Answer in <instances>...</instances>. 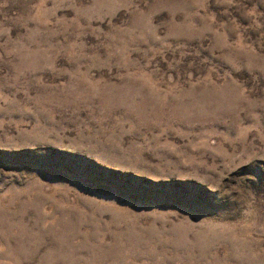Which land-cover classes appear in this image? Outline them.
<instances>
[{"label":"rangeland","instance_id":"rangeland-1","mask_svg":"<svg viewBox=\"0 0 264 264\" xmlns=\"http://www.w3.org/2000/svg\"><path fill=\"white\" fill-rule=\"evenodd\" d=\"M0 264H264V0H0Z\"/></svg>","mask_w":264,"mask_h":264}]
</instances>
